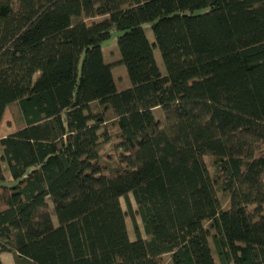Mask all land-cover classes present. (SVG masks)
<instances>
[{"label":"trees","instance_id":"16d2710c","mask_svg":"<svg viewBox=\"0 0 264 264\" xmlns=\"http://www.w3.org/2000/svg\"><path fill=\"white\" fill-rule=\"evenodd\" d=\"M12 104L0 256L264 264V0H0V125Z\"/></svg>","mask_w":264,"mask_h":264},{"label":"rangeland","instance_id":"374dc122","mask_svg":"<svg viewBox=\"0 0 264 264\" xmlns=\"http://www.w3.org/2000/svg\"><path fill=\"white\" fill-rule=\"evenodd\" d=\"M150 27H151L150 24H146L144 26V29H145V33L148 36V38L151 41H153L154 38H153ZM120 34H121V32H119L117 30H113L111 33V38L108 39L107 41H105L101 46L104 61L106 63H110V64H114V65L118 64V61L120 59V54H119V51L117 48V37ZM154 55H155L156 61L159 65L161 71L165 72V68L163 65L161 54H160L158 49L154 50ZM112 73H113V77L115 80L117 90L122 91V90H125L131 86V83H130V80L128 78V74H127L125 66H123V65L114 66ZM19 116H20V114L18 112V106L16 104H12L11 106H9V108L6 110L5 115L3 117L2 128H1L3 135H7L10 131L16 129V123H17V121H19ZM156 116L158 119H162V114L160 111L156 112ZM204 160H205V163L208 167L210 174L213 175L214 169H213L211 160L207 157ZM2 167H3V173L5 176V180L0 182V185L12 186L14 184V182H12L10 179V175H9L6 164L3 163ZM129 198H130L133 209L136 211L137 208H136V205H135V202L133 200L132 195H129ZM120 202H121V206H122L123 210L126 212L127 208H126V204H125L124 199H121ZM49 204H50L49 212L51 214L52 220L56 223V217H55L54 209L52 207V204L51 203H49ZM222 206H224L223 202H222ZM136 221L138 223V226L140 228L141 233L143 234L142 223H141L140 217L138 215H136ZM126 225H127V230H128L130 240L131 241L135 240L133 226H132V222H131L129 216L126 217ZM13 264H16L15 258H13Z\"/></svg>","mask_w":264,"mask_h":264},{"label":"crops","instance_id":"0c3cea01","mask_svg":"<svg viewBox=\"0 0 264 264\" xmlns=\"http://www.w3.org/2000/svg\"><path fill=\"white\" fill-rule=\"evenodd\" d=\"M1 128H2V123L0 125V139L5 138L7 135L12 134L15 131V130H12L7 135H3ZM0 258L3 264H13V258L15 257L9 253H3L1 254Z\"/></svg>","mask_w":264,"mask_h":264}]
</instances>
